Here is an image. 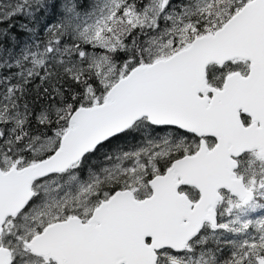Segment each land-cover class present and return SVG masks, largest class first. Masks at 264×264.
<instances>
[{
  "label": "snow or ice",
  "instance_id": "obj_1",
  "mask_svg": "<svg viewBox=\"0 0 264 264\" xmlns=\"http://www.w3.org/2000/svg\"><path fill=\"white\" fill-rule=\"evenodd\" d=\"M0 264H264V0H0Z\"/></svg>",
  "mask_w": 264,
  "mask_h": 264
}]
</instances>
